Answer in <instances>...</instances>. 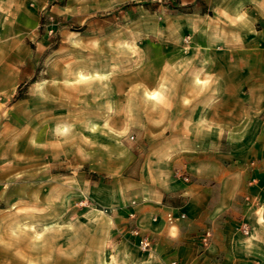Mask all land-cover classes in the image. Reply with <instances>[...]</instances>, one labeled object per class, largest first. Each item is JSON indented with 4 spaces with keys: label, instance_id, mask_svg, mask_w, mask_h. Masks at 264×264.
Listing matches in <instances>:
<instances>
[{
    "label": "crops",
    "instance_id": "crops-1",
    "mask_svg": "<svg viewBox=\"0 0 264 264\" xmlns=\"http://www.w3.org/2000/svg\"><path fill=\"white\" fill-rule=\"evenodd\" d=\"M214 1L209 14L196 6L184 12L194 0H180L176 17L188 25L166 34L189 42L176 60L167 53L165 74L129 81L144 86L127 92L126 78L119 80L120 94L139 98L114 110L115 131L132 132L140 156L124 152L117 182L89 185L92 203L71 217L68 234L56 213L28 228L17 211L8 213L0 264H264V0ZM30 2L0 0L1 83L19 78L10 42L35 25ZM15 149L20 160L0 150V180L29 175L31 150L45 152V144L34 150L22 138ZM38 162L45 178V156ZM83 162L94 177L104 173L94 153ZM168 212L185 217L170 224ZM132 228L152 242L149 251L138 249Z\"/></svg>",
    "mask_w": 264,
    "mask_h": 264
},
{
    "label": "rangeland",
    "instance_id": "rangeland-1",
    "mask_svg": "<svg viewBox=\"0 0 264 264\" xmlns=\"http://www.w3.org/2000/svg\"><path fill=\"white\" fill-rule=\"evenodd\" d=\"M179 2L31 0L36 23L10 42L19 78L0 82V150L20 160L15 148L27 138L34 150L45 144V152L31 150L29 175L0 180L4 225L10 212L17 211L27 221L25 228L39 216L52 221L56 213L62 233L68 234L71 217L76 220V213L92 203L89 185L117 182L124 152L134 150L140 156L143 149L132 132L115 131L120 115L114 110L130 107L132 99L139 98L137 93L120 94L119 80L126 78V92L132 85L139 89L144 84L129 81L165 74L167 53L175 60L181 56L189 35L166 34L167 27L188 25L176 17L184 7ZM213 2L194 0L184 12L196 6L211 14ZM168 44L179 48L168 50ZM107 128L109 135L103 132ZM88 152L103 170L100 176L94 177L83 162ZM39 155L45 156V178L39 175Z\"/></svg>",
    "mask_w": 264,
    "mask_h": 264
},
{
    "label": "built area",
    "instance_id": "built-area-1",
    "mask_svg": "<svg viewBox=\"0 0 264 264\" xmlns=\"http://www.w3.org/2000/svg\"><path fill=\"white\" fill-rule=\"evenodd\" d=\"M131 204H134V203L132 202ZM129 217L134 218V214L130 213ZM184 217H185V215L183 213L174 214L173 212H168L165 215V220L168 223L172 224L175 221L183 219ZM241 231L243 233L247 232V228L245 225L241 226ZM130 234L132 237L137 238V247L140 251L146 252V251H149L151 249L152 242L147 237L141 236L138 228H132L130 230ZM209 239H210V232L209 231L203 232L199 237L200 244L202 246H207L209 243ZM169 264H177V262L175 260H173Z\"/></svg>",
    "mask_w": 264,
    "mask_h": 264
}]
</instances>
